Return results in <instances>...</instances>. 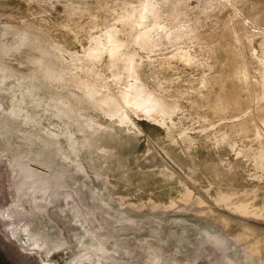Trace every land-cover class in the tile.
<instances>
[{
    "label": "rangeland",
    "instance_id": "obj_1",
    "mask_svg": "<svg viewBox=\"0 0 264 264\" xmlns=\"http://www.w3.org/2000/svg\"><path fill=\"white\" fill-rule=\"evenodd\" d=\"M0 131V264H264V0H0Z\"/></svg>",
    "mask_w": 264,
    "mask_h": 264
},
{
    "label": "bare ground",
    "instance_id": "obj_2",
    "mask_svg": "<svg viewBox=\"0 0 264 264\" xmlns=\"http://www.w3.org/2000/svg\"><path fill=\"white\" fill-rule=\"evenodd\" d=\"M2 132L0 131V134ZM10 151V149H9ZM12 151V150H11ZM18 151V150H17ZM21 152V151H18L17 152V155L18 153ZM15 153V152H14ZM24 152H22L23 154ZM12 154V153H11ZM20 154V153H19ZM16 156V155H15ZM14 157V156H13ZM14 160V159H13ZM236 207V206H235ZM245 210V209H244ZM245 212V211H244ZM19 233V238H20V241L21 243L27 247V250L30 251L32 248H36V247H42L43 245H47V243H45L44 241H42V239L40 238H35V236H31L28 234L27 232V225L25 224L23 226V230L18 232ZM67 248L66 245H64L62 243V240L61 239H58V240H54L53 241V246H49L47 249L49 250V252H53V253H56L57 251H61V252H64V250ZM69 250V249H68ZM32 252V251H31ZM51 254V253H50ZM93 258H94V253L93 251H86L82 254V255H79L77 257H73V258H68L66 260V264H90L91 261H93ZM1 261V260H0Z\"/></svg>",
    "mask_w": 264,
    "mask_h": 264
},
{
    "label": "flooded vegetation",
    "instance_id": "obj_3",
    "mask_svg": "<svg viewBox=\"0 0 264 264\" xmlns=\"http://www.w3.org/2000/svg\"><path fill=\"white\" fill-rule=\"evenodd\" d=\"M4 223V222H3ZM6 230V229H5ZM7 231V230H6ZM7 232H9V231H7ZM68 258H66V259H64V260H62L63 262H65L64 264H66V260H67Z\"/></svg>",
    "mask_w": 264,
    "mask_h": 264
}]
</instances>
